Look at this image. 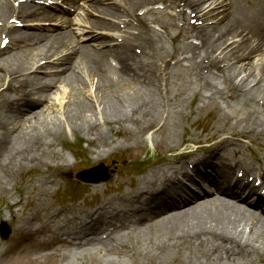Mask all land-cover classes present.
Masks as SVG:
<instances>
[{"label": "bare ground", "instance_id": "6f19581e", "mask_svg": "<svg viewBox=\"0 0 264 264\" xmlns=\"http://www.w3.org/2000/svg\"><path fill=\"white\" fill-rule=\"evenodd\" d=\"M64 3L70 9L78 8L79 12L100 16L86 18L85 22L92 30L115 32L123 26L125 31L135 29L139 34L81 33L78 37L76 33L73 35L71 27L61 30L49 26L51 31L46 33H18L9 25L10 20L20 23L58 19L60 25L68 24L70 20L66 17L54 20L48 10L36 6L28 9L30 5L26 2L0 0V40H6L5 48L8 44L13 47L21 42L31 44V48L18 47L9 53H3L5 48L0 46V87L6 82L4 89L0 90V154L13 170L23 171L29 164L35 166L61 137V126L53 121H40L37 119L40 112H32L31 119L23 113L24 119L18 116L28 104L46 99L45 90L57 83L72 93L63 112L66 122H70L73 128L72 133L78 130L105 143V129L108 131L112 127L126 134L133 133L138 141L144 140L150 129L157 135L176 130L180 110L171 120L153 118L148 113L152 108L151 100H144L145 97L130 85V79L138 80L137 83L139 80L150 83L155 79L153 64L136 56L138 51L143 53L146 49L157 48V44L149 47L156 33L150 29L148 21L167 33L175 21L183 19L181 26L189 32L183 38L193 36L198 40V44L187 42L185 45L183 54H190L186 62L192 64L195 58L202 57L198 67H219L218 73L223 75L220 77L222 87L206 74L198 76L197 84L208 88L210 93L202 97V104L214 108L213 96L220 97L216 95L226 91L242 104L245 112L239 122H229L231 115L228 113H217V119L223 121L221 130L224 132L213 136L209 144L191 151L192 165L187 166L184 160L175 164L171 159L159 172H150V176L140 180L131 191L117 190L99 202L93 212L81 210L83 216L75 230L62 233L48 230L41 240L37 238L44 229L41 224L34 230L27 246L29 250L24 249L12 257L3 251L1 256H9L13 263L21 264L31 261L32 252L42 253L50 246H53V254L70 247L104 244L105 248V239L124 241V232L120 231L123 228L129 240L134 241L132 249L142 257L144 264H264V196L258 194V198L250 203L244 200L246 196L241 192L244 197L234 195L227 198L224 209L218 203L221 198L215 196V193L224 192V187L230 189L227 194L235 193L241 184L239 189H246L249 184L242 183L234 168L247 173L248 168H254L253 165L252 168L247 164L242 166L239 160H227L231 141L224 133L238 129L251 136L263 137L264 0H89L85 4L80 0H64ZM159 4L162 8L156 7ZM173 10L176 12L171 13ZM186 10L195 20L192 25L184 19ZM111 40L116 43L106 48ZM93 45L101 49L102 58L110 57L115 61L116 72L122 77L118 79L128 91L116 84L109 70L104 68L103 60L90 52ZM221 47L226 52L221 50L215 54L214 51ZM172 48L174 46L169 45L166 51L161 47L162 52L153 54L154 60L167 59ZM259 53L258 63L245 61ZM53 55L55 71L48 78L29 74L50 67L51 63L46 61ZM228 58L234 61L244 58V61L232 65L226 60ZM87 81H95V89L100 93L92 106L81 97V88ZM11 87L20 93L19 97H8L4 93ZM178 90L181 98L190 91L189 87H178ZM150 94L154 96L153 92ZM88 112L96 113L94 121L89 115L87 117ZM29 119L31 124L23 127ZM167 134L163 138L165 146L169 145L171 138ZM255 161L260 177L264 178V156L255 158ZM189 183L196 188L190 187ZM251 186L248 193L256 192L257 188ZM197 190L204 196L201 197ZM54 213L58 215L56 211ZM20 223L16 233L30 234L28 227ZM106 233L110 235L105 239L97 237Z\"/></svg>", "mask_w": 264, "mask_h": 264}, {"label": "rangeland", "instance_id": "374dc122", "mask_svg": "<svg viewBox=\"0 0 264 264\" xmlns=\"http://www.w3.org/2000/svg\"><path fill=\"white\" fill-rule=\"evenodd\" d=\"M19 1L26 2L30 5L28 9L34 6H44L51 15H54V20L56 18L66 17L70 21L68 24L60 25L58 19L55 21L36 20L20 23H15L10 20L9 25L14 26L18 33H46V31H51V27L61 30L71 27L73 35L76 33L78 37L81 33H101L104 35L109 34V36L111 34L119 36L121 34H139L135 29L125 31V27L123 26H119L120 31L115 32H108V30H92L85 22L86 18L96 19L100 16H97L96 13L88 14L82 11L79 12L78 8L77 10L73 9V11L60 10L57 7L54 8L52 5L38 4L36 0ZM88 2V0H80L81 4ZM59 6L64 7V5ZM159 6L160 4L156 5V7ZM160 8L162 7L160 6ZM176 10H173L171 13L176 12ZM138 14L141 15L142 12L139 11ZM189 15V12L186 10V18L184 17V19H186L189 25H192L195 20ZM181 22H183V19L175 21L167 34L163 29L148 21L150 29L156 33L149 47L157 44V48L154 47L152 50L146 49V53L138 51L136 56L147 59L153 64L155 72H153L152 75L155 79L150 81V83H143L142 80H139L137 83L138 80L130 79L131 87L142 97H145L144 100H151L150 104L152 108L149 109L148 113L153 118H162L164 121L171 120L172 117L175 116L174 114L176 111L180 110L181 118L179 119V125H177L176 130L169 134L166 133L171 136L168 146L163 144V138L166 134L157 135L153 132V129H150L151 131L149 130L147 134L144 135V140H142V138L139 141L136 139L137 136L133 133L126 134L121 130L116 131L114 127L109 128L108 131L105 129V143L100 141L97 142L94 140V137L85 135L78 130L72 133L73 128L70 126V122H66V118L63 116L64 109L67 107L68 97L72 93H70L69 89L58 83L54 87L45 90L46 99L42 102L28 104L29 106L27 105L24 110L20 111L21 114L18 116L23 119L22 113L26 118L30 117L31 119L32 115L30 114L32 112H40L38 113L39 117H37V119L40 121H53L55 124L61 126V130H59V135L61 137L45 152L46 155L40 157L39 162L34 164L35 166L32 167V165L29 164L28 168L23 171L17 169L13 170L11 165L5 160V157L0 154V222L4 218L9 228L7 238L1 239L0 237V264H19L13 263L10 257L24 249H30L27 246L33 238L34 230L38 228L39 225L42 224L44 227V229L37 234V238L41 240L43 234L47 233L48 230L60 231V233L65 232V230L73 231L80 224V218L83 216V213H80L81 210L93 212L95 206H97L99 202L115 194L117 190L124 192L131 191L130 189L134 188V185H137L140 180L149 177L151 174L150 172H159L169 160L173 159L175 164L184 160L187 166L189 164L192 165L190 159L191 151L196 150L198 146L209 144L213 136L216 137L220 131L224 132L221 130L223 121L217 119V113L220 114L223 112L230 114L231 119L229 122L240 121L245 110L242 104L234 97L229 96L226 91L221 92L220 95H216L220 97L213 96L212 99L215 98L214 108L211 106L207 108L206 104H202V97L210 93H208V88H203V86L201 87L200 84H197L199 83L198 76H200V74H206L214 83H219L222 87L221 78L223 75L218 73L219 67H198L197 65L200 64L199 62L202 57L195 58L192 64L191 62H186L190 54H183L185 45L187 42L198 44V40L193 36L188 39L183 38V36H187L189 32L187 29L182 28ZM216 32L218 33V31ZM216 32H214L215 35ZM9 35L11 37L13 34L11 33ZM216 41L215 39L214 42ZM114 43H116V41L111 40L105 47L107 48ZM169 45L174 46V48L167 53V56H170L167 59L165 57V61L163 60L160 62L157 59L154 60L156 57L153 56V54L159 51L162 52L163 50L167 51ZM0 46L5 48L6 45H3V40H0ZM18 47L31 48V44L21 42L17 47H13V44H8L5 48L6 52L3 53L13 52L17 50ZM161 47L163 50H161ZM221 50L226 52L224 48L221 47L215 50L214 53L217 54ZM100 51V48L94 45L90 46V52L103 60L104 68L109 70L111 77L117 82L115 83L122 86L123 90H127L128 88L126 89L124 83L118 79L122 77L116 72L117 64L115 61L110 57L102 58L100 56ZM260 53L251 55L245 61L252 60V63H258L261 57ZM54 60L55 56L53 55L46 61V63H51L50 67H45L40 70L37 69L36 71L29 72V74L48 78L49 74L55 71L54 67L56 64L53 63ZM226 60H229L232 65H236L243 62L244 58L240 61H234L230 58ZM197 72H199L198 75L195 74ZM165 78L166 81H164ZM5 84L6 82L0 87V90L4 89ZM164 85L167 88H165ZM178 87H189L190 91L181 98V96L179 97L178 95ZM81 89V97H83L89 105H95L100 94L95 89V81H87ZM151 92L154 93V96H151ZM4 93L12 98L20 96V93H18L14 87L7 89ZM149 96L151 98H149ZM146 105L148 106V102H146ZM92 109L95 111L94 106ZM98 110L99 108L97 107L96 112ZM88 115L93 121L95 120V112H88L87 117ZM30 119L28 122L26 121L27 123L25 122L23 127L31 124L29 123ZM161 122L162 121L159 123ZM262 132L263 137L251 136V134L241 132L238 129L230 131L227 134L224 133L227 140L229 138L231 141L230 145H228L230 150L229 148L227 150V160H230L229 162L232 160H239L243 163L242 166L244 164L250 165V167L253 165L254 168H248V170L253 173L254 176H258L256 173L259 174V170L256 167L257 163L255 158L261 159L264 156V131ZM182 154H185V156L181 157ZM201 154L203 155V153ZM99 164L106 166V170H108L110 174L106 182L94 184L82 183L76 180L75 175L78 172L95 167ZM238 165L241 166V164ZM188 185H190V187H195L191 183ZM140 186H143V184ZM218 203L224 209V202L222 203L221 200H218ZM54 211H56L58 215L55 214ZM20 222H23L25 227H28L27 231H30V234L16 233L18 226L21 224ZM120 231L124 232L122 237L124 238L123 242H114L113 240L107 241V239H105V248H103L104 244L87 246L85 248L70 247L62 249L56 254L52 253L53 246H50V248L44 251L46 253L32 252L30 256L31 261L27 263L22 262L21 264H144L142 257L132 249L134 241L129 240L128 233H125V229L123 230L122 228ZM99 234L97 237L102 235ZM109 235L110 234L107 236ZM14 241L16 242L14 243ZM3 251H5L7 255H10V257H2L1 254L4 253Z\"/></svg>", "mask_w": 264, "mask_h": 264}, {"label": "water", "instance_id": "95a60500", "mask_svg": "<svg viewBox=\"0 0 264 264\" xmlns=\"http://www.w3.org/2000/svg\"><path fill=\"white\" fill-rule=\"evenodd\" d=\"M76 178L85 183H98L109 179V174L105 167L100 164L88 170L79 172ZM9 234V228L5 222L0 223V237L6 239Z\"/></svg>", "mask_w": 264, "mask_h": 264}]
</instances>
